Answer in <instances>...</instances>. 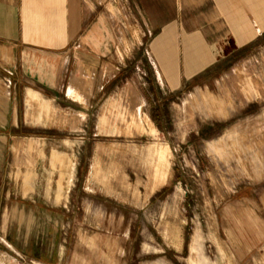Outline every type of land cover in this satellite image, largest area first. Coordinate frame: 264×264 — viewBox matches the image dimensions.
Instances as JSON below:
<instances>
[{
	"label": "crops",
	"instance_id": "0c3cea01",
	"mask_svg": "<svg viewBox=\"0 0 264 264\" xmlns=\"http://www.w3.org/2000/svg\"><path fill=\"white\" fill-rule=\"evenodd\" d=\"M263 49L264 0H0V251L32 264L144 262L120 248L121 239L135 237L129 228L119 232L127 211L88 206L85 189L61 188L55 146L15 141L40 133L23 127L33 125L42 100L64 103V118H99L97 103L119 100L122 86L161 133L173 126L184 95L206 92L207 110L196 114L185 141L191 150L227 134L253 135L239 143L245 163L214 214L238 260L264 264V99L253 95L235 111L210 104L211 95L222 100L235 68L252 69ZM136 83L151 87L149 100L135 98ZM106 86L114 90L104 99ZM28 101L40 110L28 111ZM155 153L163 165L164 148ZM74 160L80 172L86 162ZM100 160L97 152L93 165ZM111 179L119 186L116 169ZM194 242L190 236L189 253Z\"/></svg>",
	"mask_w": 264,
	"mask_h": 264
},
{
	"label": "rangeland",
	"instance_id": "374dc122",
	"mask_svg": "<svg viewBox=\"0 0 264 264\" xmlns=\"http://www.w3.org/2000/svg\"><path fill=\"white\" fill-rule=\"evenodd\" d=\"M251 66L246 70L235 68L230 84L222 87V100L210 96L214 102L211 107L215 104L235 111L253 95L264 99V49L252 57ZM150 88L136 83L135 98L139 95L149 100L153 94ZM104 90L101 96L105 99L114 87L106 86ZM118 92L119 100L97 103L101 117L93 114L83 120L75 112L64 118V103L42 100L44 106L39 115L33 116V125L22 126L40 133H22L15 141L55 146L60 152L54 158L62 164L58 166L57 179L61 188L70 186L72 193H83L85 189L88 206L101 202L127 211L119 232L129 228L135 237L121 239L119 245L125 253L134 252L137 259L144 261L141 264H242L234 245L223 235L214 209L237 181L239 164L245 163L246 150L239 149V143L253 141V135L235 133L216 142L200 141L192 151L185 141L190 140L188 131L194 128L196 114L207 110L206 92L184 95L182 104L172 112L173 126L167 133L157 130L152 116L137 111V99L132 104L128 102L125 87L119 86ZM25 108L38 111L40 103L28 101ZM181 141L186 148L180 151ZM213 143L215 146H211ZM160 146L164 148V162L156 165L155 152ZM97 152L101 160L94 166ZM64 159L70 161L64 164ZM74 159L86 162L80 172L76 171ZM115 169L119 186H114L111 179ZM141 206L149 209L142 213L138 208ZM190 236L198 243L192 253L188 252ZM250 256L254 257L253 252ZM0 264L32 263L18 262L15 256L0 251Z\"/></svg>",
	"mask_w": 264,
	"mask_h": 264
}]
</instances>
